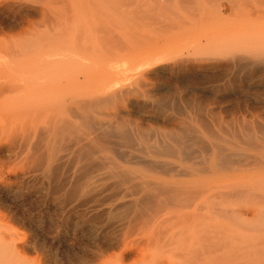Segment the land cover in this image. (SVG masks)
<instances>
[{"label": "bare ground", "instance_id": "6f19581e", "mask_svg": "<svg viewBox=\"0 0 264 264\" xmlns=\"http://www.w3.org/2000/svg\"><path fill=\"white\" fill-rule=\"evenodd\" d=\"M18 1L0 4V15L25 21L32 26L35 21H32V16L26 10L33 0L27 5L21 3L27 0ZM38 1L42 3H39L42 7L40 5L41 9L37 12L44 28L46 24L54 28L57 26L56 31H52L57 32V36L69 31V35H65L67 37L62 35L68 45L67 42L72 40H68L70 32H76L72 27L74 21L77 20V26L84 22L82 19L74 20V17L80 18V14H85L90 0ZM185 2L188 0H184V4L189 8L190 0L189 3ZM66 5L75 9L74 12L70 10L73 17L69 11L64 10ZM79 8H85V12L81 9L82 13H79ZM57 10L59 14L62 11L70 13L65 14L68 17L67 20L64 17V22H68L65 27L62 26L66 22H62V25L57 23L64 16H60ZM234 12L230 15L234 14L237 18V11ZM255 15L247 18L246 12V16H243L246 17L243 20L247 19L244 32L226 39L235 45L249 48L247 52L244 50L241 51L243 54L238 52L230 58L223 57L222 64H163L155 59L156 64L147 65V72L173 77L201 69L213 70V75L207 77L212 82L211 89L236 97L264 85V64H250L253 63L251 51L248 53L250 49L264 46V16ZM56 17L59 20L55 25ZM101 18L97 15L94 20L100 23ZM97 25L95 28L100 32L101 23ZM38 26L37 30L43 25ZM86 27V24H82L77 32L79 34L76 33L74 38L84 33L78 40L86 37L87 41L82 40L80 43L73 38L78 44L72 47H81L83 41L87 44L92 41V34L87 38L89 35L82 32L91 29ZM33 29L25 34L26 30L21 28L25 35L34 33ZM53 34L55 37L56 34ZM58 41L64 48L62 40ZM51 42H48L51 44L49 46H52ZM85 42L83 47L87 46ZM39 65H22L24 67L20 68L24 69L22 72L28 71L30 76H36L30 70L40 72L37 71ZM25 67L30 69L25 70ZM46 67L47 64L41 69ZM56 67L50 69L52 73L48 69L46 71L52 75L57 72ZM60 68L65 72V66ZM71 68L72 71L68 66L65 69L66 72L70 71L69 76L72 73L75 75L73 79L69 77L67 80L65 75L68 74L61 75L67 81L59 80L57 77L60 74L57 77L50 75V79L57 82L49 81V73L45 74L44 70L45 75L43 72L42 75L45 78L42 79L48 76L47 81L40 82L41 74L40 77L36 76L39 82L34 77L36 82L30 81L27 72L26 81L23 80L26 76L22 74L24 78L19 77L23 81L14 77L18 81L14 79V82L12 76H6L12 81L8 82V78H4V84L0 83V264H33V261L28 260L30 254L46 253L44 245L47 243L43 244V239L39 238L46 230L51 245L49 247L55 250L56 255L50 262L44 260L41 264H264V239H257V234L254 239L250 237L253 241L245 240L240 245L237 240V245L235 241H230L240 236L233 238L234 233L230 231L232 235L228 232L230 229L227 230V224H220V228L222 232L227 230L229 235L227 232L224 235L221 232L218 233L220 235L210 234L212 230L209 229L216 217L226 218V223H232L237 221V217L244 216L236 212L218 213L213 205L216 195L249 199L264 195V120L257 117L252 121L228 124L212 118L202 121L197 119L202 126L198 127L190 119L172 122L171 128L167 129L153 127L146 123L153 116L148 111L139 114V106L144 104L155 107L161 97L165 98L164 95L157 93L154 97H141L139 93V96H131L129 88L125 91L113 90L122 85L121 78L105 83L95 73L91 75V71L83 69L87 73L81 79L80 75H76L79 70L77 73L75 67ZM126 68L129 69L128 66ZM14 73L16 76L19 74L17 70ZM247 73L252 79L245 89V80L242 78ZM171 116L168 115L172 119ZM166 118L165 115L157 119L164 121ZM188 140L195 141L190 144L196 150L190 159L184 156ZM27 201L37 202L39 208L47 206L57 212V217L54 220L51 218L47 227L40 213L38 215L34 212L33 216L22 214L19 222L25 230L29 228L32 233L30 235L16 228V221L12 217L18 211L16 208L23 207ZM250 210L245 209L243 212ZM255 212L250 214L253 218L260 215L264 219V211L261 214L257 212V215ZM258 216L257 219L251 218L254 224V221L248 224L250 220H246L248 226L253 224L250 228L257 233L260 232L259 228L253 227H257L256 223L261 225L262 219H258ZM261 223L263 226L260 227L264 228V221ZM260 233V236L264 235ZM212 235L217 237L218 243L215 244L214 238H210ZM222 235L225 238L221 242L219 239H222ZM35 264L38 262L35 261Z\"/></svg>", "mask_w": 264, "mask_h": 264}, {"label": "rangeland", "instance_id": "374dc122", "mask_svg": "<svg viewBox=\"0 0 264 264\" xmlns=\"http://www.w3.org/2000/svg\"><path fill=\"white\" fill-rule=\"evenodd\" d=\"M6 1L11 2L13 0H10V1L6 0ZM6 1L4 2L6 3ZM21 1H26V0H21ZM29 1L31 2V0H27V2H21V3L27 5V3H30ZM4 2L3 0L2 2L0 0V4H4ZM18 2H20V0ZM33 2H36V4L37 2L38 4L41 3L38 0H35V1L33 0ZM33 2H31V5L30 4L27 5L29 6V9L26 10V13L32 16L31 18L33 19L32 21H35L34 22L35 25L32 24V26H30V24L26 23L25 21H19V19H13L11 17L0 15V28L2 27L0 29V83L4 81L5 79L7 80V78H8V82H11L12 80L10 81V78H9L10 76H12L13 81L15 78L23 81L27 79V76L30 79V81H33L36 78V76L40 77V74H41V77H40L41 80L39 78L35 79V80L39 79L40 82L43 80L47 81L48 76H49V79H48L49 81L55 82L56 81L55 78L59 74L60 76L57 77L59 80H61L62 76L65 74H68V76L65 75L67 77L66 78L67 80L69 77H70L69 79H73L75 76L73 73H72L73 75L70 73L71 75L69 76V72L72 71L71 67H73V69L76 68V72L79 70V74H76V75L77 76L80 75L81 79H83L84 74L89 71H91L90 73L91 75L93 73L98 75V78L101 79V81L105 83L113 81V79L119 80V78H121L120 81L122 85L116 86L113 89L114 91H125V89L129 88V94L131 96H134V95L139 96V93L141 97L143 96H153L154 97V94L156 95L157 93L161 94L160 96L164 95L165 98L161 97L162 103L160 104L161 102L160 100L158 103L155 104V107L151 105H144V104H141L139 106L140 108L138 112L139 114L146 112V111L151 113V115L153 116V119L148 120L146 123L153 127H162L164 129H167V128H171L170 125L172 124V122L183 121V120L184 121L192 120L194 125H197L198 127H202L198 121L207 120V118L221 120L228 124L229 123H242L243 120L252 121L253 119H256L257 117L264 120V85L258 86L249 92L246 91L247 93H244L240 97L239 96L236 97V95H233V94L229 95V94L217 93L215 90L211 89L212 82L207 77L209 75L210 76L213 75V70L201 69L196 72L195 71L185 72L183 75L173 76V77H171L169 74L157 76L153 72H150V71L147 72V69L149 68V66L147 65L148 64L150 65L152 63L154 64L155 62H157L156 61L157 59L158 61H162L163 64H222L223 57L224 59L227 56L228 58H230V56L232 57L236 53L238 54V52L240 54L241 51L248 50L249 48L246 49L245 47H241L240 45H235L229 42L230 40H226V39L227 38L230 39L234 37L235 35H238L244 32V25L247 19L243 20L246 18V17L244 18L243 16H246V12H247V18H248V16L250 15L251 16L255 15L254 13L260 12L262 10L264 11V5H263L264 0H192V1L190 0L191 7L190 5H188L189 8H187L186 7L187 5L184 4V0H90V3L87 5L88 8L86 7L87 8L86 12L84 11L85 8L84 9L81 8L83 13L85 12L84 15H88V16L84 17L83 14H80L82 15L81 16L82 18L80 17V15H78L80 18L76 16L74 17L75 19L74 18L73 19L74 20L78 19V21H81L80 19H82V22L84 20V22L86 23L83 22L82 24H86L87 29L88 27L91 28L90 25L88 26V24H91L93 28L94 22L95 24H98L96 27H98L101 23V25L99 26L100 32H98V28H95V24H94L95 29L91 28L92 30L88 29V31H85V30L82 31V32H86V34L89 35L87 38H90L91 37L90 34H92L93 39L92 41H90L89 44L85 42L87 41L85 40L86 37L84 39L82 38L81 40H78L80 39V35L82 34L81 32H80L81 33L80 35H77V37L78 36L79 37L75 39L74 37L76 33L80 31L79 27L81 28L82 24H80V26H77L76 25L78 24L76 23L77 20L74 21L75 24L72 25V27L74 26L73 28L74 30H76V32L74 31L75 32L74 36H71L74 33L71 31L72 33L70 32L71 35L69 36L71 38L69 39L68 37V40H71V39L73 40L74 38L75 41L78 40L80 41V43L82 42V40H85L83 41L82 45L84 44V42L87 44L86 47L85 46L83 47L82 45H80L81 47L75 46L76 48L72 47L71 45L78 44L76 43L77 41L74 42V40L73 41L71 40V42L69 41L67 42L68 45L65 44L66 38L64 39V37H67L65 36L66 34L69 35V31H67L65 35L62 34L64 36L63 37L61 35L62 32L58 29V32L59 33L61 32L60 33V35L62 36L61 38V36H57V32H55L56 31L55 28L57 26L54 28V26H52L51 24H48V25L46 24L45 25L46 29L44 28L43 21H40L41 19L39 18V12H37L38 10L41 9L40 5L42 3L39 5L37 4L36 6V4H34ZM66 3L69 4V1H67ZM185 3H189V0L188 2H185ZM258 3H261V4H258ZM251 4H253V6ZM69 5H66V8L64 10L69 11L71 14L69 12L67 13L72 15V12H74L75 9L68 8ZM83 6H86V5H83ZM81 9L79 10V13H82ZM220 9H224V10H220ZM55 10L56 9H54L53 13H55ZM206 10L207 12H205ZM233 11L235 12L237 11L236 14H238L239 17L237 16V18H235L234 14L230 15L233 13ZM248 11L250 14H248ZM63 12L64 11H62L61 13ZM61 13L59 14L58 12L60 16L64 15L63 17H61L63 19H60L61 22H59L58 21L59 19H57L59 17L58 14L55 15V16H58L56 17L57 20H55L54 19L55 17L53 16L55 25H56V21H58L57 23L59 24L61 23V25H62V22H64L65 20L64 17L67 16V15L65 16V14L67 13L66 12H64V14H61ZM219 13L225 17L223 16L221 17ZM90 15H93V17L91 16L92 17L91 18ZM97 15H100L102 17L101 22L99 21L100 23H97V21L94 20V18L97 17ZM256 15L264 16V13L260 12V14L257 13ZM73 16L74 15H72V17ZM88 17L90 18V20H92L91 21L92 23H89L90 20ZM67 18L68 17H66V20ZM86 18H88L87 20L89 21H87ZM222 18H224L225 20L224 19L222 20ZM72 20H71V23H72ZM36 22L39 25L38 27L43 25L42 28L40 29L38 28L37 30ZM65 22H64L65 23L64 26L62 27H65L66 24L68 23L67 21ZM50 25L52 26L53 29L51 28ZM61 25L59 27L60 29L62 28ZM23 26L24 27L26 26L29 28L26 29L25 27V29H23L24 28ZM20 27L22 28V30L24 31L26 30L24 32L25 34L28 31L30 32L29 29L31 28H34L35 30L33 29L34 33L31 32V34L33 35L29 33L25 35L24 33H22V30ZM69 27L71 26L69 25ZM69 27H67L68 30H69ZM82 27H84V25ZM2 30H4V32ZM39 30H41V32H39ZM53 30L55 31L52 32ZM95 30H97L98 34L96 33ZM1 31L3 32V34L5 33L7 34L3 35ZM53 33L56 34L55 37L52 36L54 35ZM12 34H14V36ZM82 35H84V33ZM95 37L97 38V40ZM58 40H62L61 42H63L62 44L64 48L62 47L61 43H59L60 41ZM89 40L90 39H88V41ZM16 41H20V42L16 43ZM49 41L50 42L53 41L51 43H53L52 46L54 47L49 46L51 45L48 43ZM58 43L60 44V47ZM243 46L249 47L250 45L244 44ZM249 52L251 54L250 56L253 61V63H250V64H264V46L254 48V50L250 49L248 53ZM241 54H243V52ZM160 56H163L162 60ZM38 64H40L39 69L38 70L35 69V70L40 71V72H34L30 70V72H33L34 75L36 73V76H33V75L30 76V73L28 71L25 72L26 75H27V72L29 74L26 76L25 73L22 72L24 70V69L22 70L24 66H27V65L37 66ZM41 64H45V65L47 64L48 68L46 67L45 69H43L45 65L41 66ZM49 64L54 67L60 65L63 68L64 66L65 68H67L68 66L70 67V71L66 72L67 69L64 68L63 70L65 72H63L59 70V69H62L59 66V68L56 67L57 72L56 71L54 72L53 70L54 73L51 75L49 72L52 73V70L50 71V69H53L54 67H51ZM22 65L24 66L22 67ZM18 66H19V69H21L20 71L18 69ZM20 66L22 68H20ZM127 66L129 67V69L126 68ZM41 67H43L42 68L43 71ZM145 67L147 68L145 69ZM13 69L15 71L17 70V73H19L17 76L15 75L14 73L15 71H13ZM29 69L30 68L26 69L25 67V70H29ZM47 69L49 72L46 71ZM83 69H85L86 71L88 70V71L83 72ZM8 70H10L13 73H11ZM44 70H45V74L49 73L48 76L46 75L47 76L46 79H42V77H44L42 75V72L44 74ZM58 70L61 72H59ZM130 71L131 73H129ZM80 72L83 73V75H81ZM37 73L39 75H37ZM22 74L26 77L24 78ZM19 75L23 77L24 79L22 80L19 77ZM50 75L51 77L56 76L55 78H53L55 81L51 80L52 78L50 79ZM154 75L156 78L154 77ZM6 76H9V77L6 78ZM251 77L252 76L249 75V73L243 76L242 79L243 81L245 80V84H244L245 89L247 85L251 83V79H252ZM62 80L64 81L65 77H63ZM15 81L18 82L16 79ZM4 82H2V84H4ZM37 82L39 81L37 80ZM130 90L134 94H132ZM163 100H165L166 102ZM169 112L170 113L172 112V113L170 114ZM162 114H165L167 116V118L164 121L157 119V118L165 117V115H162ZM168 115L169 116L172 115L173 116V117L171 116L172 119L168 117ZM205 116H206V119H205ZM192 141L190 140L188 142V144L186 145V150L184 151V156L186 155L187 159L192 158V156H194L196 153L195 148L191 146ZM194 142L193 144H197ZM263 196L264 195H259V196H255L249 199L247 197L245 198L244 197H234V196L225 197L224 195L223 196L216 195L213 198L214 199L213 205L215 204V209L218 213L223 212V213L230 214V212H236L239 214H243L244 216L237 217L236 219L237 221L232 222V223H226L225 220L228 221L226 218L216 217L215 220H213L215 221L213 223L216 229L212 227L213 226V223H212L211 228H209L212 230V232L210 231V234L214 233L216 235H220L218 233L221 232V234L223 233L224 235L226 234L227 230L230 229L228 232L232 235L234 233L233 236H235V237L233 236L231 237L236 239L240 236V238L230 241V242L233 241V243L235 241L234 244H237V245H238L237 240L238 242L240 241L239 245L243 241L244 242L246 241L249 242L251 240L253 241V239L256 237H258L257 239L263 240L264 235L263 234H262L263 236L261 235L262 238H259V236L261 234L260 232L264 233V228L260 227L262 225L261 222L262 220L264 221V219H263V216L259 215L260 216L259 217L257 215V212L261 214L260 212L264 211V197ZM36 205H37V202L32 203V202L27 201L23 204V207H21L22 209L16 208L18 211H15L14 213L16 215L13 214L12 216L13 221L14 220L16 221V223L14 222L15 224L13 223L14 225H16V228L19 227L18 229L27 231L29 235L32 234L31 231H29V228L25 230L26 228L23 227L22 224L20 223L21 221L19 218L23 216L22 214L26 216H33L35 215V213L38 215L40 213L41 218L46 220V227L48 226V223L51 221V218L54 220L55 217H57V212L54 211L53 209L48 208L47 206H42L40 207L41 208L40 209L38 205L37 206ZM254 208L255 209L258 208L256 212ZM245 209L246 211L248 209H251V210L245 213L243 212L245 211ZM259 209L262 211H258ZM252 212L256 213V215L258 216V219L260 218L262 219V220L260 219L261 222L260 220H258L261 224L260 226L258 225L259 223L258 224L256 223L257 227H253L254 229L259 228L260 232L258 233L255 230L253 231L252 228H250L255 223V221L251 219L253 218V216H251L253 215ZM257 216L256 218L255 217L254 218L257 219ZM246 220L247 221L250 220L248 224L252 223L253 221L254 222L253 224L248 226ZM18 222L20 223L21 227L19 226ZM220 224H222V226L223 225L226 226V224L228 225L226 231L223 229L225 233L222 232L220 228ZM230 231L233 233H231ZM43 232L44 233L41 236H39V238L43 239L41 240L43 244H45V242L47 243L44 245L46 249L45 250L46 253L44 255L40 253H34V255L30 254L28 260L33 261L34 262L33 264H35V261L36 263L38 262V264L39 262L40 264L41 262L44 263V260L50 262L51 259L55 257L56 255L55 250L49 247L51 245H50L49 236H47V230ZM229 233L227 235H229ZM255 234H257L256 237H255ZM223 235L221 236L222 239L218 238L219 241L221 242L224 241L223 238H225ZM211 237L214 238L213 241H215V244L218 243L216 236L212 235L210 236V238ZM247 237L249 239H247ZM250 237H253V239L252 238L250 239ZM227 242H229V240L226 241V243ZM226 243L223 242V244H226ZM60 250L61 251L63 250L62 245H61Z\"/></svg>", "mask_w": 264, "mask_h": 264}]
</instances>
